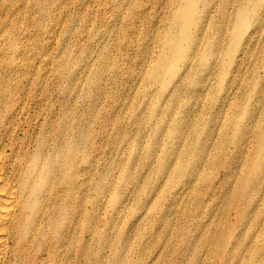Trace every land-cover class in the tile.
<instances>
[{
    "label": "bare ground",
    "instance_id": "obj_1",
    "mask_svg": "<svg viewBox=\"0 0 264 264\" xmlns=\"http://www.w3.org/2000/svg\"><path fill=\"white\" fill-rule=\"evenodd\" d=\"M75 1L80 5L84 3V0ZM2 2L3 9H6L7 5L16 8L19 15L39 30L36 37L30 33L31 37L40 38L45 32L44 22L51 16L48 0H32L30 7L36 10L38 15L31 19L28 18L26 9L20 6L19 0ZM160 4L165 5L164 2ZM207 4L208 0H169V10L164 15L165 25L161 27V18L154 24L160 53L156 57L150 55L149 62L144 61V74L149 83L158 86L157 91L151 93L144 89L137 91L136 95L143 98L152 96L158 98L157 101L185 93H193L196 98H202L204 90L211 88L210 80L214 76L218 82L217 89H221L218 97L222 96V100L226 101L228 96L223 94L230 88L227 83L232 82L234 69L248 54H264V46L256 44L259 41L257 37L264 36V0H221L216 5L215 14L212 10L209 11ZM124 5V0L115 1L119 12L127 11ZM138 14L150 21L143 8ZM214 16L221 18V29L218 27V18ZM226 16L230 18L227 19ZM88 17L87 11L81 13L78 15V23L86 26ZM76 19L73 13L69 14L70 25H75ZM206 24L212 29H218L216 42L203 30ZM145 29L146 25L142 27L143 31ZM88 31L91 42L99 46L97 53H93L91 57V64L88 62L89 66L79 67L82 53L77 52L76 46L60 44L59 62L54 66V72L59 79H66L67 82L63 90L64 98L58 99L56 104H41L36 99L37 91L44 97L53 96L45 76L40 72L33 75L38 78L31 76V68L36 58L26 62L23 69H19L20 78L0 76V264H79L81 257L90 259L93 253L99 236L93 220L94 190L91 186L82 188V185L97 172L93 159L95 140L111 143L110 134L107 132L113 114L110 110V98L119 96L117 88L122 82L119 73L129 72L131 69L125 63L130 57L127 51L119 56L115 53L127 47L126 42L114 41L111 33L101 24ZM24 32L29 33V30ZM64 35L69 38L68 34ZM9 36L12 35L7 34L6 37ZM148 39L146 36L142 41L145 54L150 53ZM11 47H14L13 44ZM15 51L14 49L13 52ZM17 53L19 52L16 51L15 54ZM39 63L47 65L49 61L46 59ZM196 66L202 67L205 74L198 80H191L192 74L197 71ZM250 71L252 73L251 69ZM42 79L46 81L45 84H42ZM103 79H106V83L108 80L112 82L109 88L102 84ZM80 83L86 86L89 92L95 90L98 95L107 96L100 108L96 109L93 101L87 103L93 111L88 119L78 116L75 105L67 98L71 89ZM263 85V77H254L249 87L245 88L248 93L244 94L241 100H229V107H233L234 112L225 126L237 131L238 138L233 140L232 150L226 149L229 155L220 167L226 171L219 177L218 184L212 179L214 169L219 164L220 154L210 163V150L205 144V140L215 134L218 126L215 130L206 125L199 128L200 123L195 120L197 117L200 119V112L194 113L191 122L187 121L188 114L194 112L193 108L176 111L173 126L163 130L162 134L167 140L162 144L161 155L157 156L156 167L150 168V164L148 165L144 176L147 183L153 177L155 180L158 178L153 187L150 185L146 188V185L135 189L134 186L129 191L126 186L127 182H136V171L133 167L137 161L140 162L132 148L119 154L118 165L112 167L111 163H108L110 172L103 176L100 185L106 183L116 168L114 177L118 179L113 184L117 188L114 193L111 192L110 201L117 203L121 200V208L127 207L128 203L121 198L120 189L129 191V195H134L136 200L143 204L147 201L141 199V194L151 193L152 189L162 190L163 194H167L169 201L165 207L163 205V209L161 207L162 212L173 209L174 203L181 195L193 192V204L183 210L186 220L184 225L188 229L181 230L174 242L163 238L161 231L156 234V240L153 242L141 241L139 244L140 252L143 253L153 250L155 244L160 243L148 264H194L195 258L189 257V254H194L201 244H211L215 248L225 245L226 232L223 230L229 229L230 225L235 226L241 219H247L246 222L243 221L244 230L254 231L251 234V249H247L245 255L240 254L238 261L241 264H262L264 261V210L262 215L251 208L255 202L254 190L264 186V118H252L253 99L249 94L259 91ZM35 106H40L42 111L31 113L30 109ZM169 107L171 106L159 107L152 104L144 116H141L140 110L133 111L134 119L145 117L152 122L151 127L154 128L157 116L165 117L170 111ZM99 114L103 115L102 121L98 118ZM184 120L187 121L184 123L185 127L180 129L178 124ZM185 128L190 131L183 137ZM124 130L125 127L120 128L121 132ZM90 131L95 132L96 136ZM241 136L248 138L243 142ZM248 143L251 146L249 155L245 148ZM153 155L152 146L145 148L143 163H149ZM234 155L243 157L238 167L240 176L236 173L238 168H227L230 167L228 161ZM235 177L237 185L229 194L226 192V201L222 206L227 211H234L235 222H231L230 215L218 222L213 218L208 221L203 218L197 220L194 216L200 207L199 192L212 187L214 194L223 192L225 187L222 183L229 178L234 180ZM179 180H182L180 184ZM82 191L85 192L86 198L84 207L81 202ZM262 192L264 189L261 191L263 196ZM163 198L162 195L157 202ZM87 203L89 208L88 205L86 207ZM81 231L88 235L83 243ZM123 239L126 246L132 245L129 235L124 234ZM103 242L110 241L103 239ZM244 245L235 236L227 242L222 252L216 251L210 260H203L200 264H234L231 259L237 260L234 254ZM210 248L213 249L212 252L215 251L213 247ZM140 257L142 258L141 255ZM140 257L137 255L138 260Z\"/></svg>",
    "mask_w": 264,
    "mask_h": 264
},
{
    "label": "rangeland",
    "instance_id": "obj_2",
    "mask_svg": "<svg viewBox=\"0 0 264 264\" xmlns=\"http://www.w3.org/2000/svg\"><path fill=\"white\" fill-rule=\"evenodd\" d=\"M116 0H84L83 4L80 5L75 0H48V7L51 11V16L49 20H45L44 33L41 34L40 38L31 37L30 33H33L35 37L38 34V29L26 18L19 15L16 8H11L9 5L6 9H3V2L0 0V76L5 77H18L21 75L19 69H23L26 62L35 59V64L31 68V76L38 78V76H33L35 74H40L45 76L50 84V89L52 91V97H44L37 91V101L41 104L43 103H53L56 104L58 99H63V90L66 84V79H59L55 72L54 66L59 62V47L61 43L67 45H74L77 47V52L82 53L80 57L79 67L89 66L92 62L93 53H97L99 46L94 42H91V36L88 29H92L95 25L101 24L103 27L107 28L108 33H111V37L116 40H122L128 45L122 50H117L115 53L119 56L121 53L127 51L130 55L129 59L125 62L127 67L131 70L125 73H119L121 77V85L117 88L119 91V96L117 98L111 99V108L113 112L111 124L108 126L107 132L110 134L111 143L103 142L99 139L95 140L93 150V159L95 165V174L92 175L90 180L85 184L83 182L82 188L84 186H91L93 191L94 205H95V217L93 218L94 224L99 231V236L97 237V242L95 243L93 253L91 258L81 257L79 264H148L152 253L160 247V243L155 244V248L151 251H146L141 253L139 249V244L142 242L148 243L156 240V234L158 232L163 233V238H169L174 242L178 238L179 233L183 229H188L185 226L186 220L183 215V210L190 204H193L194 195L193 192H187L181 195L179 199L174 203L173 209H167L166 211H161V207H164L169 203L166 196L160 189H152L151 193L141 194V199H145L146 203H141L140 200H136L134 195H129V191L135 186L136 188L146 186L148 188L150 185L153 187L155 184V177H153L149 183H147L144 176L148 171V165L150 168L156 167L157 156L161 155L162 144H164L167 138L162 134L163 130L167 127L173 126V120L175 118L176 111H186L191 108L194 112L188 114L187 121L191 122V118L194 113L200 112V119L197 117L195 122H199V128L203 125L210 126L215 130L218 126L217 131L211 138L205 140V144L209 147V157L208 161L210 163L216 159L215 156L220 154L219 164L214 169L213 182L218 184L219 177L223 176L225 173L224 168H220L222 162L225 161V157L229 155V151L226 149H233L234 142L238 138L237 131L227 128L225 125L231 120L234 110L233 107H229V100H241L245 92V88L249 87L251 81L254 77L264 78V54H256L251 56L248 54L242 63L238 65L232 72V82L227 83L228 92L224 93L223 96H228L226 101H223V97H218L221 93V89H217L216 84L218 82L215 77L210 80L211 88L208 87L204 90L202 98H196L193 93L182 94L180 96L172 95L167 98H162L157 101L158 98L149 96L148 98H143L140 95H136L137 91L148 89L151 93L157 91L155 84L149 83L147 77L144 74V61L148 60L149 56L152 55L156 57L160 53V47L158 45L157 32L155 31V23L161 18L162 26L165 25L164 15L168 12V2L169 0H124L125 2V12H119L115 6ZM232 1V0H229ZM20 6L26 9L28 18H35L38 15L36 10L31 9L30 4L32 0H19ZM160 2H164L165 5H161ZM221 0H208L209 11L215 14V8ZM230 5V4H229ZM131 6V7H130ZM142 8L149 15L150 21L145 19L138 11L142 12ZM88 12L89 17L86 21V26L82 23H78V15ZM129 12V13H128ZM73 13L76 16V24L70 25L68 22L69 14ZM207 14V13H206ZM205 14V17H206ZM164 17V18H163ZM218 18V27L220 29L223 24L220 23L221 18ZM226 18H230L226 16ZM146 25L145 31L142 27ZM29 30V33L24 32ZM161 30V29H160ZM203 30L206 31L207 36L213 41H217L219 34L218 29H212L209 25H204ZM125 33V34H124ZM7 34L12 36L6 37ZM68 34L69 38L64 35ZM148 37V50L150 53H144V47L142 45L143 37ZM259 41L256 42L257 45L264 46V36H258ZM106 40V38H105ZM13 44L14 47H11ZM14 49L19 53L15 54ZM15 54V55H13ZM193 53L191 54V56ZM48 59L49 63L47 65L40 64L41 60ZM118 59V58H116ZM14 61L12 64L10 62ZM150 60H148L149 62ZM88 62L90 64H88ZM254 67V68H253ZM197 71H195L191 80H198L200 77L204 76L205 70L202 67L196 66ZM252 70V73L250 71ZM48 73H45V72ZM86 74V72H81ZM167 79H169L167 77ZM46 81L42 79V84ZM111 81L103 79V85L107 88L111 85ZM117 87V85H116ZM165 89V88H164ZM171 92V91H170ZM170 94V93H169ZM168 94V95H169ZM253 99V105L251 108V116L253 119L264 118V85L257 92L249 93ZM107 97V96H106ZM103 95H98L95 90L91 92L88 91L86 86L81 83L74 86L71 89L69 96L67 97L71 103H73L77 110V115L84 119L89 118V114L93 113L92 108H89L90 101L96 104V109L100 108L104 100L106 99ZM199 99L200 101H197ZM228 100V101H227ZM157 105L159 107L171 106L170 111L165 117L157 116L158 120L154 121V128L151 127V121L146 120L145 117L134 119L133 111L140 110L142 112L141 116L147 114L148 107L151 105ZM42 108L40 106H35L30 109L31 113L41 112ZM100 116V114H99ZM199 116V115H198ZM102 121L103 115L98 117ZM160 118V119H159ZM169 120V122H168ZM179 122L180 129H184L185 122ZM121 127H125L123 132L120 131ZM190 130L185 128L182 136L185 137ZM193 131V130H192ZM181 131L179 130V133ZM91 134L96 136V133L90 131ZM192 134V132H190ZM161 138V141H160ZM247 136H241L243 142L247 140ZM240 139V140H241ZM189 140V137L187 138ZM152 146L154 149V155L149 160V163L144 164L142 160L145 148ZM206 146V147H207ZM134 151L136 159L140 162H136L133 169L136 171L134 175L136 176V182H127L129 191L125 192L124 189H120L121 198L127 200V207L121 208L122 204L119 202L114 203L111 200V192L114 193L116 186L114 182L118 179L114 177L117 169L115 168L104 185H100L103 176L110 172L108 170L109 164L111 166L118 165L119 154L122 152L126 153L127 149ZM247 154H251L250 143L246 145ZM243 159L240 155H234L229 162L230 167L227 168L234 169L238 168L241 160ZM220 168V169H219ZM205 169V166H203ZM218 174L216 177V172ZM237 175L240 176L241 172L238 168L236 171ZM182 180H179L178 184ZM237 179H231L224 181L222 184L225 187L223 192L213 193V187L206 190H201L199 192L200 207L197 215L194 217L197 220L208 221L213 218L217 222L219 220H224L228 215H230L231 222H235L234 211H227L222 208L225 204L226 192H229L235 187ZM262 186L260 189H255L253 192V197L255 202L252 203V207L257 213L263 215L262 210H264V192L263 196L261 191L264 189ZM164 196L162 200L157 202V199ZM218 196V197H217ZM215 197L214 199H212ZM82 207L86 203L85 192L81 193ZM154 202V203H153ZM88 203L86 204L87 207ZM116 207L114 208V206ZM257 207V208H255ZM89 208V205H88ZM120 208V209H118ZM250 208V207H249ZM227 215V216H226ZM140 218V219H137ZM244 222L247 219H243ZM242 219L239 220L235 226L230 225L226 228L225 239L228 242L233 240L236 236L245 245L234 254L236 259H231L232 263L241 264L238 261V256L244 254L247 249H251L250 240L252 230H244V223ZM82 223V222H81ZM228 226V223H226ZM225 224V227H226ZM144 227L146 229H144ZM235 227V228H234ZM153 232V233H152ZM152 233V234H151ZM238 233V234H237ZM81 240L88 238L87 233L80 232ZM127 234L130 236L132 245L126 246L123 243V236ZM218 234V232L216 233ZM227 236V238H226ZM103 239H107L110 242L104 243ZM223 244L219 248H215L211 244H201L194 254H189V257L195 258L194 264H200L203 260L208 261L212 258V255L216 251L222 252L224 247L227 246ZM213 247L215 251L212 252ZM212 249V250H211ZM221 251H220V250ZM137 255L142 256L140 260L137 259ZM157 264H162L158 262ZM258 264V263H256ZM264 264V261L262 262Z\"/></svg>",
    "mask_w": 264,
    "mask_h": 264
}]
</instances>
